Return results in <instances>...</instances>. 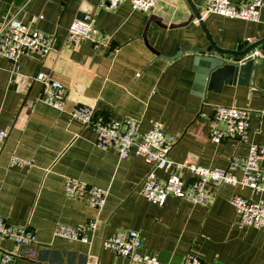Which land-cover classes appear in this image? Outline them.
Returning <instances> with one entry per match:
<instances>
[{
    "label": "crops",
    "instance_id": "crops-1",
    "mask_svg": "<svg viewBox=\"0 0 264 264\" xmlns=\"http://www.w3.org/2000/svg\"><path fill=\"white\" fill-rule=\"evenodd\" d=\"M243 1L231 0L237 5ZM102 3L0 0V24L17 17L56 36L55 51L46 58L34 54L17 64L0 58V129L9 131L0 145V217L13 226H28L36 235L35 243L26 247L0 242V254L12 253L15 264H128L102 243L134 230L143 238V251L164 264H188L190 254H197L202 264H264V233L240 228L231 203L234 195L264 202V194L239 185H212L207 188L208 205L174 197L163 206L154 205L141 193L150 169L143 158L120 160L114 151L96 145L93 131L38 101L43 86L35 76L44 71L66 87V109L94 106L106 118L139 121L141 132L161 121L177 138L169 155L173 166L156 171L162 180L172 173L189 178L178 164L194 162L223 170L233 158L246 157L249 145L264 146V66L256 71L253 67L243 78L229 73L213 81L210 74L207 77L212 61H234L213 49L196 19L170 28L189 20L188 0H158L148 13L133 10L129 1L114 11ZM81 15L96 20L110 38L108 47L97 50L90 42L65 43L68 27ZM152 16L162 18L167 28L149 23ZM203 22L221 49L242 51L249 46L247 38L264 39V7L258 22L215 14L203 16ZM146 30L149 44L160 55L147 48ZM186 47L192 50L182 52ZM262 62L264 58L255 63ZM218 106L250 111L247 142L211 141L210 123ZM13 156L32 166H11ZM235 175L242 178L241 171ZM69 178L106 190V205L98 210L68 197ZM89 220L98 223L89 244L55 235L59 225L77 227Z\"/></svg>",
    "mask_w": 264,
    "mask_h": 264
},
{
    "label": "built area",
    "instance_id": "built-area-1",
    "mask_svg": "<svg viewBox=\"0 0 264 264\" xmlns=\"http://www.w3.org/2000/svg\"><path fill=\"white\" fill-rule=\"evenodd\" d=\"M125 1L130 2L133 10L144 13L152 11L158 4V0H103L102 6L114 11ZM263 7V0H244L239 5L232 3L231 0H207L203 6L202 18L208 14H215L229 19L258 22ZM259 41L257 38L245 40L249 45ZM55 42V35L34 29L17 17H10L0 24V58L16 64L20 58L34 54L42 58L48 57L55 51ZM81 42H90L98 50L101 47H108L110 38L101 32L93 17L85 15L83 18L75 19L68 27L65 41L69 46H75ZM263 51L264 49H255L240 63L249 60L260 61L263 58ZM19 70L20 66L16 65V71ZM35 81L43 86L38 101L67 113L83 128L93 131L96 134V145L100 149L114 151L120 160H126L132 156L144 159L150 169L142 183L141 193L154 205L163 206L169 197L185 200L194 205H208L210 196L207 188L212 185L217 187L239 185L250 188L254 193L264 194V146L249 145L248 155L244 158H233L227 169H211L194 162H186L176 166L179 170L188 171L189 178L185 179L181 173H172L162 180L157 176L156 171L173 166L169 155L177 138L165 130L161 121L153 122L148 131L141 132L139 121L129 117L122 121L112 120L100 114L94 106L81 105L66 109V87L61 82L53 80L44 71L37 73ZM249 118L248 109L216 107L210 123L211 141L216 144L226 140L247 142L250 131ZM8 137L9 131L0 129V145L4 144ZM14 165L24 167L32 166V163L13 156L11 166ZM236 171H241L242 178L235 175ZM65 193L68 197L83 200L87 205L98 210L106 205L108 197L106 190L70 178L65 182ZM231 203L238 213L240 228L257 229L264 233L263 201L234 195ZM97 226L96 220H89L77 227L59 225L55 235L89 244ZM35 241L36 235L31 228L10 225L0 217V242L26 247ZM102 246L127 259L128 264H164L155 255L143 251V238L134 230L105 238ZM187 261L188 264H202L197 254L188 255ZM15 262L16 256L12 253L0 254V264H15Z\"/></svg>",
    "mask_w": 264,
    "mask_h": 264
},
{
    "label": "water",
    "instance_id": "water-1",
    "mask_svg": "<svg viewBox=\"0 0 264 264\" xmlns=\"http://www.w3.org/2000/svg\"><path fill=\"white\" fill-rule=\"evenodd\" d=\"M207 0H198L197 2H193L192 0H188L191 9H192V15L190 16L189 20L185 23L179 24V25H170V28H179V27H184L187 26L188 24H190L193 20H197L200 25L203 27L204 31L206 32V34L208 35V38L210 39L211 45L213 47V49L220 55H224V56H229L233 59V63H228L227 61H222V60H218L216 61H212L209 67H207L209 69V71H207V77L210 74V77L212 79V81L216 78L219 77L221 75L224 74H232V75H240L241 78H243V76L247 73L250 72V70L254 67L255 71L260 67V66H264V62H262L261 64L255 63V61L253 60H249L245 63H240L241 60H243L248 54H250L252 51H254L255 49H258L260 46L264 45V39L260 40L259 42L249 45L246 49L242 50V51H233V50H225V49H221L219 46H217L213 40L209 37V34L207 33L206 29H205V25L203 22V18H202V13L200 11V8H202L205 4ZM84 15H81L80 18H83ZM154 22L155 24H157L159 27L161 28H167V25L163 24V19L160 17H156V16H152L150 18L149 23ZM143 39L145 41V44L147 46V48L151 51H153L156 55H160L148 42L147 39V30L145 31L144 35H143ZM192 50V48L190 47H186L182 50V52H185L187 50ZM194 50H200L202 51V49H194ZM263 58H264V51H263ZM262 58V59H263ZM261 59V60H262ZM206 73V72H205Z\"/></svg>",
    "mask_w": 264,
    "mask_h": 264
}]
</instances>
